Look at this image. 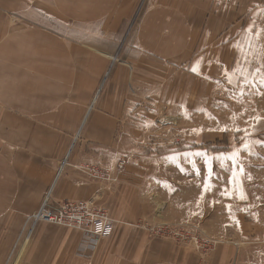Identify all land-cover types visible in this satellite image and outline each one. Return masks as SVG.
<instances>
[{"label": "crops", "instance_id": "1", "mask_svg": "<svg viewBox=\"0 0 264 264\" xmlns=\"http://www.w3.org/2000/svg\"><path fill=\"white\" fill-rule=\"evenodd\" d=\"M238 44L244 54L264 49V0H0V264H200L194 249L138 226L207 217L217 233L218 201L199 195L208 175L198 158L180 152L177 163L128 165L117 184L92 181L78 166L116 173L157 127L147 98L173 105L178 69L190 82L185 72L199 61L207 79L232 67ZM156 170L175 171L182 186L168 187ZM158 180L167 190L150 197ZM240 196L229 200L245 202ZM48 197L95 199L116 222L112 236L81 258V233L33 220ZM227 247L212 263L230 261Z\"/></svg>", "mask_w": 264, "mask_h": 264}, {"label": "rangeland", "instance_id": "2", "mask_svg": "<svg viewBox=\"0 0 264 264\" xmlns=\"http://www.w3.org/2000/svg\"><path fill=\"white\" fill-rule=\"evenodd\" d=\"M137 15L138 12H135L136 18ZM119 48L115 47L114 54ZM238 59L242 61L240 64H237ZM256 68L264 73V49L258 44L247 54H235L232 67L208 72L210 77L207 79H203L202 74L185 72L190 82L185 81L179 77L183 72L178 69V90L175 99H171L173 105L147 98V116L155 119L157 127L149 129L147 136L140 135L145 140L140 142L137 139L139 141L133 143V149L118 161L128 160L124 168L139 163L165 165L167 162H179L180 155H187V158L191 155L193 160L198 158L201 175H208L211 170L213 181L217 187L223 188L218 187L213 193L204 191L202 187L199 195L203 198L213 197L212 200L215 196L214 200L218 201V206L213 207V212L220 215L218 223L213 226L217 231L215 235L206 228L207 217H202L201 222L197 223L183 221L151 226L142 220L138 224L154 240L170 241L194 249L199 253L200 264H264V119L254 129L251 127L255 124L252 117L264 118V85L260 83L261 73L253 74ZM226 72L232 74L231 84ZM225 128L227 131H221ZM237 128L247 129L249 135L245 136L243 131L237 132ZM244 143L251 146V153L247 150L240 152L236 161L244 172L241 174L237 171L233 183L229 184L233 172L232 161L216 157H226L233 150L241 149ZM196 153L204 155L197 157ZM174 154L175 159H168ZM124 168L119 170L116 167L114 174L118 181L110 183L119 182L120 172ZM160 171L156 172L157 175L162 173L165 175L163 179L169 178L168 187L182 186L175 171ZM165 183L166 180L152 183L149 187H154L155 191L150 188L147 192L152 194L148 195L151 197L156 193L160 198L167 190ZM225 189L231 194L230 198L221 194ZM241 193L246 197L245 202L229 200H235ZM85 200H91L107 211L95 199ZM158 229L166 230V234L158 233ZM223 245H229L230 261L212 263L213 251Z\"/></svg>", "mask_w": 264, "mask_h": 264}, {"label": "built area", "instance_id": "3", "mask_svg": "<svg viewBox=\"0 0 264 264\" xmlns=\"http://www.w3.org/2000/svg\"><path fill=\"white\" fill-rule=\"evenodd\" d=\"M127 159L119 162L117 168L123 169ZM80 173L86 175L92 181L103 183L117 182L118 177L99 163H84L78 167ZM37 217V218H36ZM33 220L57 224L66 228H72L82 235L83 244L78 255L81 258H90L100 240L112 236L116 222L109 217L108 212L91 200H67L60 203L51 202L45 198ZM166 230L158 229V233L166 234ZM171 235V234H169ZM168 235V236H169Z\"/></svg>", "mask_w": 264, "mask_h": 264}, {"label": "snow or ice", "instance_id": "4", "mask_svg": "<svg viewBox=\"0 0 264 264\" xmlns=\"http://www.w3.org/2000/svg\"><path fill=\"white\" fill-rule=\"evenodd\" d=\"M251 46V45H249ZM237 49L238 51L241 52V54L243 55L244 53V49H243V46L242 45H237ZM244 59L246 60V56L244 57ZM242 61L241 60H237V64H240ZM199 64L200 62L197 61L195 65L192 66L191 68V71L195 74H200V71H199ZM233 72H235V69L233 70ZM261 73L260 75V83L262 85H264V73L261 72V69L260 68H256L254 70V73ZM225 75L227 76L228 78V83L231 84L232 83V74H229V73H225ZM253 120H255V124L251 125V127H253V129L255 128L256 124H259L261 119H264L260 116H255V117H252ZM193 131H196V130H193ZM221 131H227V129H221ZM237 132H241L243 131L245 136L249 135L248 133V130L247 129H240V128H237L236 129ZM243 150H247L249 153H251V146L248 144V143H244L242 145V148L241 149H236V150H233V152L226 156V157H216V159H226V160H231L232 161V167H233V172H232V177L229 178V181L228 183L229 184H232L233 181H234V178L236 177V174H237V171H239L241 174L244 172V169L243 167H240L237 165V161H236V158L239 156L240 152L243 151ZM197 156H201V155H204L203 153H196ZM176 156L175 154L172 156V157H169L168 159L172 160V159H175ZM197 174L199 175V172H197ZM212 178V172L211 170H209V174H208V177L205 179L204 181V191H210L211 190V185L209 183V181L211 180ZM218 178V177H217ZM222 195H226L228 196V198L231 197V194L228 192L227 189H225L222 193ZM203 195V193H202ZM241 199H246V197L241 193V196H240Z\"/></svg>", "mask_w": 264, "mask_h": 264}, {"label": "bare ground", "instance_id": "5", "mask_svg": "<svg viewBox=\"0 0 264 264\" xmlns=\"http://www.w3.org/2000/svg\"><path fill=\"white\" fill-rule=\"evenodd\" d=\"M37 216V213L35 214V217ZM37 218V217H36ZM35 221V220H34ZM37 222V221H36Z\"/></svg>", "mask_w": 264, "mask_h": 264}]
</instances>
